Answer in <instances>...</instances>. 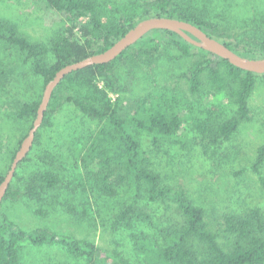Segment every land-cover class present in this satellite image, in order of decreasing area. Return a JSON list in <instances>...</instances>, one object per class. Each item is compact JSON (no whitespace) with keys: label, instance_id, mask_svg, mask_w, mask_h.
<instances>
[{"label":"trees","instance_id":"obj_1","mask_svg":"<svg viewBox=\"0 0 264 264\" xmlns=\"http://www.w3.org/2000/svg\"><path fill=\"white\" fill-rule=\"evenodd\" d=\"M43 2L70 19L71 24L44 44L29 41L26 35L0 20V42L32 59L33 72L41 77L44 86L58 70L104 51L136 24L104 21L98 0ZM145 7L147 14L195 24L246 58H264V27H259L260 22L256 20L245 24L244 31L232 38L228 29L216 23L205 7L175 4L174 0H153L145 3ZM252 28L261 35L253 37L248 31ZM152 32L158 35L147 34L110 63L68 74L54 89L41 126L48 124L51 112L66 104H72L98 122L79 160L66 165L46 153L38 157L40 164L36 168L20 175L15 171L13 179L32 200L61 186L72 193L82 191L107 198L127 193L128 201L115 217L113 230H130L137 223L152 225V217L139 205L143 198L149 202L175 203L178 218L163 227L161 243L143 232L131 235L136 254L144 264H264V218L260 209L217 215L194 205L183 189L162 183V177L153 169L139 142L141 136H146L157 153L166 154L164 145L185 148L193 133L203 155L213 158L218 146L228 142L241 123L249 121L248 99L254 88V77L258 75L242 71L220 58L196 59L183 73L188 95L176 88L155 86L135 96L132 90L135 82L158 59L156 38L161 40V33L167 34L185 56H192L195 51V47L174 33ZM252 40H258V48L249 43ZM218 94H224L235 106L229 117L222 116L212 99ZM40 100L23 103L16 117L34 120ZM184 124H190V130ZM39 137L37 131L33 145L39 142ZM31 161L28 154L18 166ZM263 164L264 145L258 148L251 169L259 174ZM57 166L65 171L73 170L70 180L63 183L50 169ZM4 176L0 175V182ZM17 194L10 183L3 200L15 198ZM68 211L83 219H89L93 212L89 203L68 206ZM21 242L60 245L73 256L88 258L89 264H129L114 251L103 252L91 243L59 237L45 230L24 231L0 216V264H21L18 260Z\"/></svg>","mask_w":264,"mask_h":264},{"label":"rangeland","instance_id":"obj_2","mask_svg":"<svg viewBox=\"0 0 264 264\" xmlns=\"http://www.w3.org/2000/svg\"><path fill=\"white\" fill-rule=\"evenodd\" d=\"M153 0H98L104 21L136 23L147 14L145 3ZM175 4H193L206 8L213 20L226 27L233 37L240 34L244 25L256 20L264 27V0H174ZM0 20L9 23L29 41L47 44L71 20L49 9L43 0H0ZM253 37L260 32L248 30ZM160 34V33H159ZM149 36L158 35L150 32ZM156 38L157 61L141 75L133 86V95L141 96L155 86L182 90L188 95L183 73L196 59L216 60L211 54L195 48L192 56H185L161 33ZM248 37V38H253ZM258 40L249 42L259 47ZM257 42V44H256ZM242 46V45H241ZM52 58H50L51 60ZM253 91L248 99L250 119L238 127L228 142L218 146L213 158L203 155L195 144L193 133L185 148L163 146L166 154L157 153L150 139L141 136V147L151 159L153 169L162 177L164 185L183 189L194 205L210 213L235 214L251 208L260 209L264 218V164L255 173L251 167L257 150L264 145V75L254 77ZM43 80L33 72V60L16 48L0 42V175L4 176L21 141L28 133L33 120H19L17 109L25 102L40 100ZM207 94V89L204 88ZM222 116L233 114L235 106L224 94L212 97ZM190 130V124H184ZM98 122L83 115L72 104L57 108L48 115V124L40 126L39 142L29 153L30 163L17 167L16 173L30 171L40 164L39 156L48 153L60 162L70 165L79 160L87 145L88 136ZM63 183L70 180L71 172L59 166L50 168ZM11 185L18 191L15 198H6L0 204V216L24 231L45 230L59 237H68L93 244L103 252L114 251L129 264H144L137 256L132 234L143 232L162 242L161 230L178 218L177 206L171 201L149 202L141 199L139 205L152 217V225L137 223L132 229L113 230L115 217L128 201L125 192L107 198L82 191L74 193L62 186L28 198L16 179ZM89 203L93 212L89 219L80 218L68 211V206ZM18 260L21 264H89L86 257H76L60 245H33L21 242Z\"/></svg>","mask_w":264,"mask_h":264},{"label":"water","instance_id":"obj_3","mask_svg":"<svg viewBox=\"0 0 264 264\" xmlns=\"http://www.w3.org/2000/svg\"><path fill=\"white\" fill-rule=\"evenodd\" d=\"M156 30L174 33L189 45L211 54L216 59L220 58L226 60L229 64L242 71L256 75H264V58H246L226 47L220 40L207 35L195 24L189 21L169 16L145 17L137 21L133 27H131L122 37L117 39L107 49L98 54L86 57L76 63L66 65L56 72L52 80L45 84L32 126L27 135L21 141V144L10 163L8 171L0 182V204L6 195L19 163H21L31 151L35 134L42 125L52 93L64 77L74 71L82 70L93 65L112 62L122 52L136 44L150 32Z\"/></svg>","mask_w":264,"mask_h":264}]
</instances>
